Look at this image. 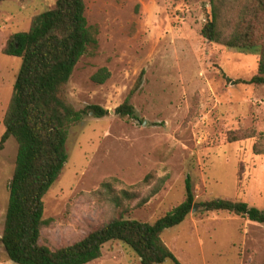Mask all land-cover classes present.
I'll return each mask as SVG.
<instances>
[{
	"label": "rangeland",
	"instance_id": "1",
	"mask_svg": "<svg viewBox=\"0 0 264 264\" xmlns=\"http://www.w3.org/2000/svg\"><path fill=\"white\" fill-rule=\"evenodd\" d=\"M88 23L98 29L97 44L81 57L65 87L77 109L90 104L110 113L88 114L69 133V158L44 197L41 243L53 249L73 244L113 217L155 222L186 198V179L196 202L228 198L264 210V84L239 82L258 72L260 54L210 42L202 28L211 18L210 0H85ZM245 0H234L226 33ZM56 0L0 2V140L4 118L22 58L3 49L16 32L28 31L33 18ZM107 67L104 83L92 76ZM133 95L137 119L115 109ZM255 129L257 135L230 142L231 130ZM19 144L10 137L0 151V264L13 262L1 242ZM137 188L145 195L159 178L166 182L139 205L124 210L98 191L113 177L115 190ZM184 264H264V223L227 211L197 207L181 224L162 235ZM87 264H141L128 245L111 241L102 256ZM163 264H172L166 261Z\"/></svg>",
	"mask_w": 264,
	"mask_h": 264
},
{
	"label": "trees",
	"instance_id": "2",
	"mask_svg": "<svg viewBox=\"0 0 264 264\" xmlns=\"http://www.w3.org/2000/svg\"><path fill=\"white\" fill-rule=\"evenodd\" d=\"M233 2L210 0L211 18L203 26L202 35L210 42L259 53L258 72L248 80L238 81L264 84V0H245L232 31L226 33ZM97 33L98 29L88 23L85 0H56L54 7L33 18L30 30L14 33L3 49L6 55L22 58L0 140V151L10 137L16 138L19 144L1 237L9 258L17 264H87L102 256L106 243L120 241L134 250L141 264H163L168 260L172 264H184L162 235L166 229L184 222L195 206L206 212L227 211L264 223V210L245 201L218 197L197 203L189 175L185 200L155 222L125 218L121 213L73 244L53 249L41 243L42 228L49 223L44 219V197L69 158L67 142L71 127L88 114L102 118L110 113L98 104L77 109L64 92L81 57L88 53L90 46L97 44ZM110 76V70L103 67L92 79L104 83ZM142 82L143 73L125 101L115 109L116 114L137 119L132 97ZM256 135L255 129L231 130L228 140L236 142ZM260 141H264L263 135ZM254 149L257 153L264 152L260 142ZM150 177L132 189L119 192L113 182L118 179L113 177L104 181L98 192L122 210L125 201L139 199L142 205L159 193L167 179L166 176L159 178L142 195L137 188L148 184Z\"/></svg>",
	"mask_w": 264,
	"mask_h": 264
},
{
	"label": "water",
	"instance_id": "3",
	"mask_svg": "<svg viewBox=\"0 0 264 264\" xmlns=\"http://www.w3.org/2000/svg\"><path fill=\"white\" fill-rule=\"evenodd\" d=\"M196 209H197V206L194 207L193 212L196 211Z\"/></svg>",
	"mask_w": 264,
	"mask_h": 264
}]
</instances>
